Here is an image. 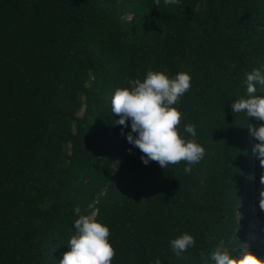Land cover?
<instances>
[{
	"label": "trees",
	"instance_id": "16d2710c",
	"mask_svg": "<svg viewBox=\"0 0 264 264\" xmlns=\"http://www.w3.org/2000/svg\"><path fill=\"white\" fill-rule=\"evenodd\" d=\"M254 69L264 0H0V264H59L95 209L112 264H204L201 252L212 264L221 243L244 249L254 205L264 221L248 127L264 121L232 103ZM149 70L192 76L176 105L181 135L205 148L191 172L145 165L130 121L115 124V90ZM185 232L196 243L178 258L171 241ZM248 247L264 258V224Z\"/></svg>",
	"mask_w": 264,
	"mask_h": 264
},
{
	"label": "clouds",
	"instance_id": "9594fccd",
	"mask_svg": "<svg viewBox=\"0 0 264 264\" xmlns=\"http://www.w3.org/2000/svg\"><path fill=\"white\" fill-rule=\"evenodd\" d=\"M164 3L177 5L180 0H164ZM159 5L160 0H155V6ZM245 83L247 97L235 100L232 112L264 121V96L254 95L257 84L264 86V73L260 69L248 72ZM128 84L129 87L115 90L111 111L119 117L115 124L127 128L130 121L131 131L127 133V141L141 151L142 162L145 165L157 162L161 168L168 169L170 165L185 161L189 166L184 171L191 172V166L205 156V148L194 139L181 135L179 126L185 114L176 106L191 88V74L180 72L170 78L164 71L149 70L143 81L130 79ZM248 127L256 141L253 152L261 168H264V123ZM184 132L195 137V125H185ZM260 184L264 186V174L260 176ZM259 205L264 210V187L259 192ZM74 211L79 214L81 209L77 206ZM74 228L76 232L68 241L69 250L63 253L59 264H112L116 248L109 239L110 228L97 219L96 212L80 215L74 222ZM195 243L194 236L185 232L171 241V248L179 258ZM201 257L204 264H208L206 254L201 252ZM210 259L212 264H264V258L249 247L234 255L223 243L215 248ZM155 264H161L159 258Z\"/></svg>",
	"mask_w": 264,
	"mask_h": 264
},
{
	"label": "rangeland",
	"instance_id": "374dc122",
	"mask_svg": "<svg viewBox=\"0 0 264 264\" xmlns=\"http://www.w3.org/2000/svg\"><path fill=\"white\" fill-rule=\"evenodd\" d=\"M251 125H254L253 123ZM263 186L260 184L257 191H256V195H257V199L259 202V192L261 190ZM258 205H254V212H253V217L251 219L250 225H249V231L247 233V240L245 242V244L247 246H245L244 248L248 247L249 245H251V242L257 237L258 233H259V227L264 224V221H262L258 216ZM92 212H96V209L93 210ZM92 212H90L89 214H91Z\"/></svg>",
	"mask_w": 264,
	"mask_h": 264
}]
</instances>
